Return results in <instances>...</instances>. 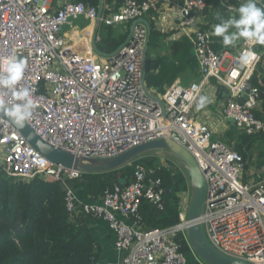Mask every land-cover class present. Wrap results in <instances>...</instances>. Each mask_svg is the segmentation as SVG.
I'll list each match as a JSON object with an SVG mask.
<instances>
[{"label": "built area", "instance_id": "1", "mask_svg": "<svg viewBox=\"0 0 264 264\" xmlns=\"http://www.w3.org/2000/svg\"><path fill=\"white\" fill-rule=\"evenodd\" d=\"M209 0H182L179 26L194 45L202 81L174 84L160 105L144 89V52L149 30L136 24L129 42L117 55L100 61L81 57L66 45L62 31L79 18L108 27L134 24L159 0H121L120 10L99 16L98 7L67 2L52 10L50 0H0V59L15 55L27 62L21 86L31 89L36 107L27 121L49 146L77 157L106 159L148 142L169 137L196 159L207 182L203 224L210 243L222 254L250 264H264V181L244 183L246 160L214 138L213 130L197 121L193 109L205 85L216 79L230 94L222 117L232 120L245 135L264 134L259 88L252 85L261 56L243 65L212 46V35L198 26ZM235 9L243 0H222ZM242 48V49H243ZM241 49V51H242ZM6 105L16 101L0 89ZM0 167L6 178L34 177L66 186V209L71 218L102 219L115 232L121 264H189L184 243L191 246L187 219L191 184L181 195L180 222L147 230L142 224L143 201L164 209L165 187L157 168L137 165L130 185L108 188L95 202L78 198L71 182L83 180L81 171L68 170L41 156L7 120L0 117ZM198 264H206L197 258Z\"/></svg>", "mask_w": 264, "mask_h": 264}, {"label": "crops", "instance_id": "2", "mask_svg": "<svg viewBox=\"0 0 264 264\" xmlns=\"http://www.w3.org/2000/svg\"><path fill=\"white\" fill-rule=\"evenodd\" d=\"M76 2V0H50L52 10L60 8L64 3ZM244 0L241 2L243 3ZM240 3V4H241ZM240 4L235 9H229L222 0H209L203 13L198 16V26L208 31L212 35L213 26L220 23L222 19H227L237 13ZM182 0H159V4L154 6L150 13L145 17L151 27V37L149 43V52L146 58L147 77L146 84L150 93L163 99V96L174 85L189 86L194 82L202 81L201 71L196 58L189 60L187 55L179 60V49L186 41L194 45L186 31L179 26L180 8ZM121 3L113 0L111 5H103L102 15L118 12ZM258 6L264 7V0H258ZM90 22L82 17L66 26L62 35L66 45L73 53L84 57L100 61L106 58V55L113 54L129 39L133 24H119L108 27L104 23ZM96 34V38L94 35ZM93 39L98 50L103 53H97L93 48ZM105 39H113L112 43L118 40H124V43L112 52H103L100 46L107 49L112 44H105ZM244 42L239 41L235 47H225L222 39L212 35L213 49L220 55L225 56L224 69H226L233 57L240 54ZM256 52L261 56V63L253 74V78L258 79V83L264 86V46L257 44ZM196 57V56H195ZM160 77V79H156ZM172 81V82H170ZM201 95L209 98V103L200 111L193 109L194 117L197 121L208 125L214 132V138L217 141L225 143L232 149L239 148L246 140L244 133L236 126L234 121L222 117V110L228 105L230 94L216 80L211 79L204 87ZM259 118L264 120V110L262 101L260 108L256 112ZM245 144V143H244ZM243 144V145H244ZM245 151L247 154L246 168L244 174V183L255 185L264 181V135H260L255 141L246 142ZM71 188L78 198L85 202H95L90 195L89 184L83 179L70 183ZM88 230L95 240L99 250L98 264H121V254L115 248V232L109 223L98 218L84 217Z\"/></svg>", "mask_w": 264, "mask_h": 264}, {"label": "trees", "instance_id": "3", "mask_svg": "<svg viewBox=\"0 0 264 264\" xmlns=\"http://www.w3.org/2000/svg\"><path fill=\"white\" fill-rule=\"evenodd\" d=\"M76 2L99 6V0ZM112 2L113 0H105L107 5ZM119 3L121 0H118ZM104 14L106 16V10ZM124 40L112 43L113 39H105V44L112 45L109 49L101 45L100 49L103 52H112L120 47ZM184 55H187L190 61H196L189 41L179 49L180 61ZM252 85L259 88L264 110V86L258 83L256 77L253 78ZM260 135L262 134L244 135V139L250 143ZM246 142L237 148L245 160L248 158L244 149ZM137 165L160 167L156 177L161 178L166 190L163 210L143 201L140 208L142 224L147 230L177 225L180 222L181 195L187 192L190 183L181 165L171 161L163 165L159 157L146 155L124 169L84 175L83 179L89 184L90 195L98 199L108 188L118 184L130 185ZM65 198L66 192L59 182L41 177L28 181L8 179L0 167V264H98L99 250L95 240L82 217L71 218L66 209ZM184 251H189L186 243Z\"/></svg>", "mask_w": 264, "mask_h": 264}, {"label": "water", "instance_id": "4", "mask_svg": "<svg viewBox=\"0 0 264 264\" xmlns=\"http://www.w3.org/2000/svg\"><path fill=\"white\" fill-rule=\"evenodd\" d=\"M103 5L104 0H99L98 9L100 17L102 16ZM96 24L98 26L99 21H97ZM136 24H145L149 30L147 46L144 52V89L147 95L160 105L165 116V106L162 99L150 93L146 84V58L149 52V43L151 40V27L146 19H140L133 24L132 31ZM94 38H96V34L94 35ZM95 40L96 39H93L94 50L97 53L104 55L98 50ZM128 42L129 39L126 41V44ZM119 51L120 48L113 54L106 56L108 58H111L113 55H117ZM0 117L10 122V120L6 116H4L2 107H0ZM11 124L25 138L27 143L41 156L54 164L61 165L65 169L81 171L84 175L104 174L124 169L154 151H166L170 153L178 160L190 179L191 196L187 211V219L192 222V225L188 228L186 235L192 251L199 257L201 261L206 264H250L248 262L233 259L222 254L210 243L205 228L200 222V219L205 212L207 197V182L205 176L194 156L185 147L172 140L171 138L165 136L158 140L141 144L129 150L128 152H125L113 158L89 159L84 157H77L74 154L49 146L47 143L40 139V137L31 129L27 122L25 123V126L23 128H20L13 123ZM62 187L63 191L66 192L67 187ZM117 187L123 188L124 185L118 184Z\"/></svg>", "mask_w": 264, "mask_h": 264}, {"label": "clouds", "instance_id": "5", "mask_svg": "<svg viewBox=\"0 0 264 264\" xmlns=\"http://www.w3.org/2000/svg\"><path fill=\"white\" fill-rule=\"evenodd\" d=\"M237 13L213 26L212 35L222 39L223 45L235 47L239 41L246 45L259 44L264 46V7L258 6V0H244L237 9ZM256 58L252 48H243L238 56L241 64L247 65ZM27 62L15 55L0 59V89L11 93L16 101L6 105L0 98L3 114L11 123L23 128L32 117L36 107L30 88L21 86L24 79ZM209 98L201 95L196 102V111L203 109Z\"/></svg>", "mask_w": 264, "mask_h": 264}, {"label": "rangeland", "instance_id": "6", "mask_svg": "<svg viewBox=\"0 0 264 264\" xmlns=\"http://www.w3.org/2000/svg\"><path fill=\"white\" fill-rule=\"evenodd\" d=\"M147 155H153V156L159 157L160 161H161V163H163V165H166L167 161H171V162L175 163L176 165H180L178 160L173 155H171L170 153H168L166 151H154V152H151ZM185 254L188 257L189 264H198L197 258H199V257L192 251V249H190V251H186Z\"/></svg>", "mask_w": 264, "mask_h": 264}]
</instances>
